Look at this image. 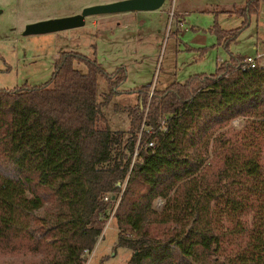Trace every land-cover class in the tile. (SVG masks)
Instances as JSON below:
<instances>
[{
  "label": "trees",
  "instance_id": "16d2710c",
  "mask_svg": "<svg viewBox=\"0 0 264 264\" xmlns=\"http://www.w3.org/2000/svg\"><path fill=\"white\" fill-rule=\"evenodd\" d=\"M263 1L237 28L214 21L217 43ZM242 59L134 87L126 135L96 98L98 76L104 101L119 92L123 66L63 51L48 80L0 87V264H85L110 210L128 264H264V63Z\"/></svg>",
  "mask_w": 264,
  "mask_h": 264
},
{
  "label": "rangeland",
  "instance_id": "374dc122",
  "mask_svg": "<svg viewBox=\"0 0 264 264\" xmlns=\"http://www.w3.org/2000/svg\"><path fill=\"white\" fill-rule=\"evenodd\" d=\"M112 1L117 0H0V87L48 80L54 59L63 51L96 57L108 71L123 66L126 76L118 84L119 92L104 101L109 87L98 76L96 98L110 128L122 129L126 135L129 109L137 102L136 92L131 91L134 87L164 88L191 74L212 72L230 54L261 55L264 60V1L257 12L246 16L249 24L227 48L217 43L208 28L214 21L223 30L239 27L245 19L240 13L245 0H165L158 10L88 16L80 27L23 34L26 24L74 15L84 7ZM75 65L86 71L83 62ZM238 121L233 119L230 125ZM161 202L158 199L156 204ZM112 212L86 264H128L132 250L116 245L118 229ZM5 255L0 251V258Z\"/></svg>",
  "mask_w": 264,
  "mask_h": 264
},
{
  "label": "water",
  "instance_id": "95a60500",
  "mask_svg": "<svg viewBox=\"0 0 264 264\" xmlns=\"http://www.w3.org/2000/svg\"><path fill=\"white\" fill-rule=\"evenodd\" d=\"M164 1L165 0H117L105 4H95L84 7L81 12L74 15L26 24L23 34L54 32L80 27L84 24L85 17L93 15L158 10L163 5Z\"/></svg>",
  "mask_w": 264,
  "mask_h": 264
},
{
  "label": "built area",
  "instance_id": "2783aa9c",
  "mask_svg": "<svg viewBox=\"0 0 264 264\" xmlns=\"http://www.w3.org/2000/svg\"><path fill=\"white\" fill-rule=\"evenodd\" d=\"M260 57H261V55H246V56H243L242 62L244 64H247V65H250V66L260 65V64L264 63V60L260 59ZM148 144L149 145H153V141H149ZM135 154H136V152H135ZM104 199L107 200L108 196L105 195ZM116 201H118V199ZM92 250H88L86 248L83 249V253L86 254V262H85V264L88 262L89 255L92 252Z\"/></svg>",
  "mask_w": 264,
  "mask_h": 264
},
{
  "label": "crops",
  "instance_id": "0c3cea01",
  "mask_svg": "<svg viewBox=\"0 0 264 264\" xmlns=\"http://www.w3.org/2000/svg\"><path fill=\"white\" fill-rule=\"evenodd\" d=\"M246 1L247 0H245V3H246ZM263 11V10H262ZM122 13V12H121ZM115 14V13H114ZM116 14H118V13H116ZM101 15H103L102 17H104V16H107V15H109V14H101ZM94 17H96L97 15H93ZM94 22H95V20H94Z\"/></svg>",
  "mask_w": 264,
  "mask_h": 264
}]
</instances>
